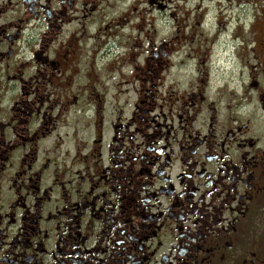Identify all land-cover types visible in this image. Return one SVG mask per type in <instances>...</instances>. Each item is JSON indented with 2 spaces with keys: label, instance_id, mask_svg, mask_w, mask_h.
I'll list each match as a JSON object with an SVG mask.
<instances>
[{
  "label": "flooded vegetation",
  "instance_id": "flooded-vegetation-1",
  "mask_svg": "<svg viewBox=\"0 0 264 264\" xmlns=\"http://www.w3.org/2000/svg\"><path fill=\"white\" fill-rule=\"evenodd\" d=\"M142 2L0 0V264H264V26L183 54Z\"/></svg>",
  "mask_w": 264,
  "mask_h": 264
},
{
  "label": "rangeland",
  "instance_id": "rangeland-1",
  "mask_svg": "<svg viewBox=\"0 0 264 264\" xmlns=\"http://www.w3.org/2000/svg\"><path fill=\"white\" fill-rule=\"evenodd\" d=\"M144 1L137 7L136 17L140 26L142 19L147 21L149 40L172 37L178 53L210 47L216 39L218 43L212 50L220 52V57H233L234 52L243 51L246 56L254 31L258 25L264 26V0H159L165 5L164 10L151 5L150 0ZM128 33L126 29L124 35ZM226 68L230 70L231 66Z\"/></svg>",
  "mask_w": 264,
  "mask_h": 264
}]
</instances>
